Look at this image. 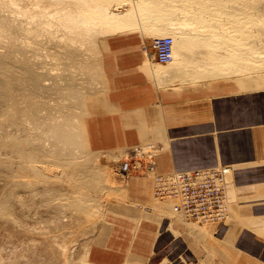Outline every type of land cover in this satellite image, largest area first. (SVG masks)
<instances>
[{"label":"crops","instance_id":"1","mask_svg":"<svg viewBox=\"0 0 264 264\" xmlns=\"http://www.w3.org/2000/svg\"><path fill=\"white\" fill-rule=\"evenodd\" d=\"M143 33L136 28L105 36L101 90L84 109L86 146L117 154L153 143L160 173L229 165L226 215L203 235L171 209V200L153 195L151 176L120 174L115 180L121 187L111 188L86 259L195 264L209 235L235 256L234 264H264V87H248L258 83L243 74L231 75L236 83L217 76L213 83L198 84L189 78L196 70L187 75L158 62L153 38L149 42Z\"/></svg>","mask_w":264,"mask_h":264},{"label":"bare ground","instance_id":"2","mask_svg":"<svg viewBox=\"0 0 264 264\" xmlns=\"http://www.w3.org/2000/svg\"><path fill=\"white\" fill-rule=\"evenodd\" d=\"M160 1L150 2L158 9V16L154 14L158 21L154 31L172 34L173 58L168 66L183 69L187 75L191 74L189 70H196L197 75L204 78L236 75L252 69L238 61L240 53L222 54L224 50H231L228 47L222 46V50L220 46V54L213 51L214 41L220 33H225L226 43L237 52H246V48L235 46H250V50H256L257 38L253 37L256 31L262 36L264 46V2L165 0L167 3L162 4ZM141 6L134 5V0H0V176L9 191L18 187L30 189L38 183L52 182L54 174L62 173L67 165L78 163L79 175L71 179L74 193L67 202L58 205L72 208V216L77 220L69 219L70 227L93 214L91 199L97 197V188L106 183L99 179L106 171L93 164L87 166L86 160L77 153L83 141L86 151L89 150L80 115L85 112L87 88H91V81L97 74L99 76L95 39L140 28L138 11L145 7ZM198 42L206 46L205 50L201 47L199 65L193 61L194 67L200 68L191 66L188 69L189 63L185 65L192 57L190 46ZM86 50L92 52L94 59L88 58ZM43 93L47 94L46 99ZM35 128L41 137L34 135ZM46 157L55 166H65L48 173L45 170L52 169L46 166ZM96 181L99 185L95 186ZM13 191L9 196L16 197ZM9 207L0 200V216L16 223ZM58 250L69 261L68 245L62 243Z\"/></svg>","mask_w":264,"mask_h":264},{"label":"rangeland","instance_id":"3","mask_svg":"<svg viewBox=\"0 0 264 264\" xmlns=\"http://www.w3.org/2000/svg\"><path fill=\"white\" fill-rule=\"evenodd\" d=\"M146 1L139 0L138 2L137 0H134V5L139 3L140 5L145 6L144 8L141 6L142 8L139 9L138 19L139 18L140 19L137 20L139 21L138 25L139 24L141 25L143 22L145 24V25L143 24L144 27L139 25L140 29L144 32L143 37L148 39V41L150 42L151 39L155 36H163V35L172 36L171 33L157 34L155 32L156 31L154 28L156 27L155 23L158 22L155 21L156 19L155 16L157 15L158 9L152 7L153 3L150 2L151 0H148L147 2ZM159 1L160 0H158V2ZM167 1L161 0L160 2H162V4H165L167 3ZM260 1L261 3L264 2V0H260ZM151 8L155 9L156 12ZM91 9L92 8H90V10ZM146 20L150 22L148 23V21ZM152 22H154L153 24H155V26H153V29L151 27L153 25ZM223 23L224 20H222V24ZM148 24L149 25L152 24V25L149 26ZM219 29H223V28L219 27ZM253 33L255 34L253 37L257 38V43H258L256 50H252V49L250 50V46H235L237 48L238 47L246 48V52H237V50L231 48L232 45L230 46L229 44L226 43L225 41V39L227 38L225 36L226 34L220 33L219 36L216 37L217 41H214V44L216 46H214L215 49H213V51H216V53L224 52L222 54L224 55L226 54L228 56L230 55V53L232 54L240 53L238 61L242 64L246 63L252 69L250 70L249 68L247 71L244 70L238 72L237 74H243L245 77L247 75L249 76L248 79L250 78L252 81H256L258 83V86H248V87H264V46H262V36L260 35L259 32L256 31H254ZM110 37L108 36L107 40ZM104 39L105 36H97V38L95 39V42L97 44L96 47H98L97 49L99 52L97 55L98 58L96 57L98 60L97 63L99 65L98 66L99 76L97 74V76H95L94 79L91 81L92 87L87 88L89 90L88 92L89 94L85 96L86 110L88 108V102L90 98L95 93L101 90L99 57L102 52V49L104 48ZM222 46L224 48L228 47L231 50L222 51L223 50ZM201 47H203V49L205 50L206 46H201L199 42L196 45L194 44L193 46H190V53L192 57L186 63V65L189 63L187 66L188 68L192 66L194 69L197 68V66L199 65V61H201L202 58L200 57V55H202L201 51L203 50L201 49ZM219 47L222 50L221 49L219 50ZM86 51L89 52L88 58L91 60L94 59L92 52L89 50ZM193 61L194 62L196 61L195 63L198 64V65L196 64L197 65L196 67H194L195 63ZM198 68H200V66H198ZM196 76H197L195 77L196 79L199 78L198 80L199 82L197 81L198 84L213 83L218 78H221V77L204 78V77H199L200 74L198 75L196 74ZM227 78H230L232 80L234 79V82L236 81L235 76L230 75L227 76ZM88 82L89 81H87L86 84H88ZM42 95H45V99L47 98L46 93L45 94L43 93ZM83 113L84 112H82V114L80 115L82 120H84V117L86 115V113L84 114ZM33 132L35 136L41 137L39 130L37 128H35ZM43 139H45V136H43ZM80 144L81 145L77 148V153L79 157L82 158V160L84 159L86 160V165L89 166L90 164L91 165L93 164L106 171L105 175L103 174L102 178L100 176L99 179H101L100 181H102L103 179V182L106 181L107 184L104 183V187L97 188L96 190L97 192L95 194L97 197H93L91 199V203L93 204L94 207L93 214L90 215L88 218L83 217V219L80 222H78L75 226L70 227V225L67 223L70 222L72 219L77 220L75 218L76 216L74 215L72 216L73 213L72 208L70 207L71 208L70 210V208L65 205H63L61 208L58 207V205L67 202L68 199L72 197L74 193V190L72 188L73 185L71 184V182L73 181L71 179L72 176H75L76 174L79 175L78 170L80 169L79 168L80 165H78V163L76 164L72 163L69 166L67 165L62 173L57 172L56 175L54 174L55 178L56 177L57 178L55 179L53 176L52 179L54 180L48 184L38 183L33 185L31 187L32 189L31 188L23 189V187L22 188L18 187V189L14 190L15 193L13 190L9 191L10 189L9 187H7L8 185L4 183L5 180L0 176V200H3L7 204H9L10 206L9 209L12 210L10 211L11 212L10 214H12V217H14V219H16L17 221L16 223H14L13 221L9 222V220H6L2 218V216H0V264H5V263L6 264L7 263L8 264H92L86 259V251L88 249L91 237L96 231L99 223L104 218L106 211V203L110 198L112 192L111 188L116 186L120 187L121 185L122 181H117L115 180V178L116 176L120 175L117 170V167L119 166V162L124 156V152L119 151L116 156L114 154H110L107 152H91L89 150L86 151L87 149L85 147L84 141L83 143L81 142ZM45 160L47 164L46 166L52 169V171L45 170L48 173H53L56 170H60V167L65 166L62 164H59L58 166L53 165V162L49 159V157H46ZM58 174L59 176H57ZM107 181L109 182V184ZM94 185L95 186L99 185V183L96 181ZM5 187H7L8 189ZM47 187H49V189H46ZM19 188H21L22 190ZM31 190L33 191L32 193ZM12 191H13L12 193L13 195H17L16 197L13 196L14 199H12L13 197L9 196L10 192ZM172 202L173 200H171V204ZM68 208L71 211V214L68 213L69 210H66V212L64 211V209H68ZM189 222L193 224V225L191 224L192 226L196 227L195 231H200V229L204 231L203 235L207 234L208 229L210 228L209 222L205 224H200L193 221H189ZM209 237H210L209 235L208 236L206 235L204 237V239H207L208 241H206V243L204 242V245L201 250L200 258L195 264H203L204 262L206 264H234L235 256L231 254L229 251H227L224 247H222L219 243L210 241ZM62 243L68 245L69 261L65 260L62 252L61 251L59 252L58 250L60 249V244Z\"/></svg>","mask_w":264,"mask_h":264},{"label":"built area","instance_id":"4","mask_svg":"<svg viewBox=\"0 0 264 264\" xmlns=\"http://www.w3.org/2000/svg\"><path fill=\"white\" fill-rule=\"evenodd\" d=\"M172 36L154 37L151 46L156 60L168 63L173 58ZM159 148L153 143L137 144L127 148L117 170L128 174L148 175L153 178V195L172 199L171 209L182 219L193 222H218L226 215V189L230 183L229 165L209 168L156 172Z\"/></svg>","mask_w":264,"mask_h":264}]
</instances>
